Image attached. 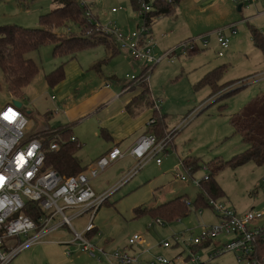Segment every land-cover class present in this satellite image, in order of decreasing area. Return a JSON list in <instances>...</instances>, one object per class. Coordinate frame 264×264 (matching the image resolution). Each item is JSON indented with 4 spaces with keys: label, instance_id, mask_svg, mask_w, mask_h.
Instances as JSON below:
<instances>
[{
    "label": "rangeland",
    "instance_id": "obj_1",
    "mask_svg": "<svg viewBox=\"0 0 264 264\" xmlns=\"http://www.w3.org/2000/svg\"><path fill=\"white\" fill-rule=\"evenodd\" d=\"M188 1L184 0L180 3L185 13L188 12L186 11ZM229 1L230 4L237 2ZM245 1L248 7L258 3L257 13H263L246 21L241 20L240 17L242 15L246 18V15L252 14L251 9L250 13L248 11V14H245L236 12L235 4L229 7L235 15L229 14L231 19L238 21L234 22V32L228 28L229 24L218 26L223 28V33L229 39V48L222 49L221 56H218L217 51L221 49L215 44V35L210 34L204 49L195 53L177 51L165 55L151 70H148L149 93L152 92L151 94L157 99L159 113L164 116L166 132L171 133L177 127L178 129L171 137L168 151L157 155L160 158L159 164L154 158L148 160L134 176L119 185L122 178L135 165V160L132 158H124L91 179L90 186L96 194L110 193L95 210L93 216L92 223L97 228V233L91 240L95 244L104 245L106 248L119 247L126 244L128 236L140 233L144 248L151 247L155 251L154 247L159 243L168 241L172 247L160 249L159 253L172 258L181 252L179 260L188 255L194 260L197 258L194 262L188 260V264H195L198 261L207 264H249L246 260L238 262L231 252L210 258V254L217 248L212 244L214 240L201 248L197 246L191 248L182 241V239L187 241L203 225L211 223L215 218L209 208L195 211L193 202L198 195L199 187L194 184L193 179L200 180L209 173L211 166L216 162L224 163L247 149L248 146L241 136L234 133L230 119L245 113L246 107L250 106L255 98L264 100V46L254 43L251 32L255 29L260 41L264 42V0H260V4L258 0ZM78 2L88 5L90 13L88 19L93 20L94 23L96 21L101 27L114 26L126 32L136 30L143 21V18L137 17L134 7L139 4L138 0H78ZM57 5V3L53 4L52 0H0V26L16 24L30 28L37 27L39 15ZM113 7L117 8V11L112 12ZM253 13L256 14V9ZM150 20L152 56H162L166 50L189 40V38L179 39L186 30L168 26L165 23L169 20L168 16H151ZM101 27L95 23V27L85 26L81 31L75 24L69 22L56 31L64 33L70 30L74 34L83 33L97 41L113 42L112 38L106 39L107 35ZM205 29L207 28H204V31L194 30H200L197 33L201 34H193L190 39L207 33ZM171 39L179 40L167 44ZM195 43L201 44V40L197 38ZM98 46L102 48L99 43ZM88 50L79 54L95 52L90 48ZM119 54L124 57L123 53ZM127 56L124 58L129 63H137H133L136 66L129 64L131 70H126L127 73L122 72L120 76L122 81L127 80L124 73L138 76L146 66L144 60L133 61ZM26 57L33 59L39 67L38 74L26 88L30 100L28 101L27 97L19 99L22 105L20 110L29 117L28 128L34 132L40 128V120L45 122L42 115L47 107L52 113L50 120H46L48 126L54 125L63 114V108L53 105L49 95L38 97L33 102L31 99L39 89H46L44 75L59 65L64 58L54 56L52 44L49 43L28 52ZM216 67L219 68L215 84L213 86L206 83L199 84L205 73ZM215 87L218 88L213 91ZM12 98L7 92L0 70V108L6 103H12ZM27 109H30V114L27 113ZM193 160L198 163L196 170L191 172L187 167H183L182 162ZM204 166L209 167V170H205ZM176 173L186 177V180L182 181L179 177H175ZM262 177H264V163L256 165L252 161H247L237 166L225 164L213 175L222 191V195L216 199L238 213L248 210H260L264 213V193L260 183ZM179 196L189 202L188 215L179 220L165 222L161 226L154 223L148 227L153 217L147 212H136L137 209H148ZM74 211L66 209L64 213L70 216ZM88 219L89 212H86L71 219V225L77 232H81ZM57 220L58 218L55 221ZM256 223L260 222L256 221ZM175 236L181 239L179 245H173L172 240ZM229 237L230 235H222L214 239L224 241ZM73 238L74 233L68 226L60 227L45 236L42 242L22 250L8 264H106L103 260L97 261L96 258L81 251L77 246V240L67 244ZM66 251L72 254L68 256L65 254Z\"/></svg>",
    "mask_w": 264,
    "mask_h": 264
},
{
    "label": "built area",
    "instance_id": "obj_2",
    "mask_svg": "<svg viewBox=\"0 0 264 264\" xmlns=\"http://www.w3.org/2000/svg\"><path fill=\"white\" fill-rule=\"evenodd\" d=\"M136 14L143 18L142 24L136 30L126 32L113 27H101L106 35H110L117 50L127 53L132 60H144L146 66L138 76L126 74L129 84L128 89L139 82H147V72L154 64L165 55L173 54L177 51L187 53L198 50L196 39L201 40V45H207V38L214 34L220 51L229 45V39L223 33V28H217L211 33L199 35L194 39L184 41L174 48L164 52L162 56L154 57L151 55L153 40L150 35V27L146 25V14L153 8L156 0H138ZM171 2V0H160ZM235 1V0H231ZM237 1V0H236ZM254 0H247V2ZM79 3V2H78ZM80 4V3H79ZM81 3L80 5H84ZM112 12L117 8H111ZM87 18L90 16L88 10L85 11ZM91 19V18H90ZM232 32L235 31V24L228 26ZM153 107L158 109V102L152 98ZM11 109L17 115L12 121L3 118V113ZM154 119L149 120L152 124ZM165 133L158 138L154 133H147L140 136L128 150V154L135 160V165L119 182V185L134 176L144 164L154 158L157 164L160 163L158 154L165 152L171 141L173 133ZM70 141H76L71 136ZM56 141L49 143V150H57ZM124 156L118 147H112L106 153L99 156L85 172L74 175H61L53 168H45V154L42 140L35 134L28 133V118L20 110V107L12 103L5 104L0 108V264H8L17 254L33 244L42 242V239L56 229L68 226L74 233V238L67 244L78 241L77 246L81 251L87 253L97 261L103 260L106 264H188V260L194 262L190 255L179 260L181 252L169 258L159 249L171 248L168 241L159 243L153 251L151 247H142L143 238L140 233H133L126 239L124 247L106 248L104 245L95 244L88 233L95 228L93 216L98 206L110 194L108 192L96 194L90 186V180L97 177L107 167L114 164ZM207 170V167L204 166ZM180 180L185 181L186 177L175 174ZM204 175L200 180L206 179ZM200 180L193 179L198 186ZM261 190L264 193V177L260 180ZM34 202L38 206L40 214L36 219L25 213L26 203ZM187 205L189 202H186ZM208 208L213 212L216 222L203 225L200 230L190 238L182 241L186 246H195L199 243L215 240L214 238L222 235H230L228 240L219 244L210 258L231 252L236 260H246L249 264H264V257L261 260L254 256L255 238L264 240L263 212L258 210H248L238 213L221 201L209 200ZM66 209L75 210L70 216L65 215ZM89 212V219L81 232H77L71 225V219L79 217ZM58 218L57 221H55ZM259 221L260 223H256ZM163 225V221L154 218L152 224ZM179 237H173V245L180 244ZM180 247V246H179ZM157 250V251H156ZM66 255H71L66 251ZM195 264H207L198 261Z\"/></svg>",
    "mask_w": 264,
    "mask_h": 264
},
{
    "label": "crops",
    "instance_id": "obj_3",
    "mask_svg": "<svg viewBox=\"0 0 264 264\" xmlns=\"http://www.w3.org/2000/svg\"><path fill=\"white\" fill-rule=\"evenodd\" d=\"M183 1L184 0H179L178 3L173 6L171 13L162 15L169 17V20L165 22L168 26H171L173 29L186 30L179 39L190 38L200 30L204 31V28H207L205 29V31H208L207 33H211V31L213 32L218 26L238 21L237 19H231L229 15H234L233 10L231 11L229 7L235 4H230L229 0H189L187 2L188 8L186 9L188 12L186 13L183 11V6H180V3ZM255 1L257 0H254V2ZM52 2L53 4L56 3L55 0H52ZM257 2H259V4L261 3L260 0ZM257 4L253 7H248L245 0H237L235 11L248 14V11L250 13L251 9L252 14L246 15V18L242 15L240 17L241 20L247 21L263 13H257ZM254 9H256V14L253 13ZM196 29L200 30L194 31ZM179 39H171L167 44H171ZM214 39L216 40V37ZM99 44L102 45V48L94 45L77 52L73 57H59L60 59L64 58V60L60 62V64H63V79L50 87L47 85L44 75L46 89H39L37 93L32 95L31 99L33 102L38 97L49 95L51 98L50 101L54 103L53 105L63 108V114L58 118V121L54 125L48 126L46 120H50L52 113L51 109L47 107L42 115L45 122L40 120L41 126L38 131L44 130L53 133L56 132V130L68 129V132L62 134L61 137L65 139V137L68 136L69 140L71 136L75 137L76 145H78L75 155L81 166L85 167L82 172L87 171L89 166L99 156L106 153L112 147H118L124 152V156L116 162L124 158H132L128 154V150L140 136L152 132L159 135L162 131L159 127H153L149 124V120L153 116L151 105L152 98H154L152 95L153 93H148L146 97L141 98V87L139 85H133L131 88L127 89L126 86L129 84V81H122L120 79L123 71L126 72V70H131L129 64L136 66V64L133 63L137 62H133L132 64L129 63L128 60L124 58L128 54L117 50L115 46L109 48L106 44ZM215 44L218 46L217 41ZM206 46L198 44V51L204 49ZM89 48L95 50V52L91 54H87V52L79 54L83 51H89ZM219 51L220 50L217 52ZM119 53H123L124 57ZM129 58L131 59L130 56ZM140 67L139 65L138 68ZM126 73H124L125 76ZM29 85L23 89L22 94V97H27L28 101L30 99L26 92V88ZM15 99L16 98L13 97L12 102ZM154 99L157 101L156 98ZM27 110V113L30 114V109ZM26 117L29 119L28 116ZM164 129L166 131L165 124ZM38 131L31 132L30 128H28L29 134ZM79 151L80 155H78ZM166 151H168V148ZM216 221V218H214V221L211 223ZM261 221L264 222V216ZM224 241L214 240L212 244L216 247ZM124 246L125 245L119 247Z\"/></svg>",
    "mask_w": 264,
    "mask_h": 264
},
{
    "label": "trees",
    "instance_id": "obj_4",
    "mask_svg": "<svg viewBox=\"0 0 264 264\" xmlns=\"http://www.w3.org/2000/svg\"><path fill=\"white\" fill-rule=\"evenodd\" d=\"M179 0H171V2L156 0L153 3V8L149 11L146 18V25L151 26V16H161L171 13L173 6ZM57 7L39 15V25L34 28L24 27L16 24L0 26V70L3 75V80L6 85L7 92L14 98L20 99L23 94V89L29 85L33 78L38 74L39 67L37 63L26 57V54L34 49H38L44 44H52V54L54 56L73 57L77 52L97 45L98 43L106 44L107 47L113 48L114 42L107 43L108 40H95L93 37L82 34H74L70 30L67 32H57L56 29L61 26H66L67 23L75 24L79 30L83 31L85 26L95 27L93 20H89L85 16L88 5L81 6L78 0H55ZM137 7V5H134ZM252 38L256 45H263L260 41L259 34L252 29ZM106 39H111L107 35ZM116 48V46H115ZM198 50L191 51L195 53ZM219 67L206 73L200 80L199 84H210L213 86L217 79V70ZM64 77L63 64H59L50 72L45 74V81L48 86L52 87L61 81ZM141 87V98H144L149 93L147 82H139ZM133 86V85H132ZM130 86L129 88H131ZM215 87L213 91H216ZM252 103V104H251ZM250 106L246 107L245 113L238 117L234 116L230 119L234 133L241 136L242 140L247 144V149L241 153L233 156L226 162H216L211 166L210 170L207 167L206 179L200 180L198 187L199 192L194 199L193 206L195 211L208 208L209 200H217L216 198L222 195V191L218 183L214 180L213 175L225 164L237 166L247 161H252L256 165L264 163V100L257 98L252 101ZM154 122L150 124L153 127H159L161 133L158 135L152 132L156 137H162L166 131L164 129V116L153 107L151 101ZM66 130H56V132L49 133L48 131H38L33 133L42 140V146L45 154V168H53L61 175H74L84 171L85 167L81 166L75 153L78 145L75 141H70L69 137L62 138V134H66ZM61 138V139H60ZM60 139V140H59ZM56 141L58 144L57 150H49V143ZM183 167H187L189 171H194L198 167L196 160L182 162ZM25 213L31 215L36 219L40 212L38 206L34 202L26 203ZM139 212L149 213L153 219L159 218L165 222L179 220L188 215V207L186 199L182 196L168 200L164 203L154 205L144 210H136ZM97 233L95 227L88 233V238ZM210 241L199 243L195 246L198 248L207 246ZM254 256L261 260L264 257V240L255 238ZM194 246H191L193 248ZM196 247V248H197ZM187 258V257H186Z\"/></svg>",
    "mask_w": 264,
    "mask_h": 264
},
{
    "label": "snow or ice",
    "instance_id": "obj_5",
    "mask_svg": "<svg viewBox=\"0 0 264 264\" xmlns=\"http://www.w3.org/2000/svg\"><path fill=\"white\" fill-rule=\"evenodd\" d=\"M16 113L13 112L11 109H8L6 112L3 113V118L7 121H12L16 117Z\"/></svg>",
    "mask_w": 264,
    "mask_h": 264
},
{
    "label": "water",
    "instance_id": "obj_6",
    "mask_svg": "<svg viewBox=\"0 0 264 264\" xmlns=\"http://www.w3.org/2000/svg\"><path fill=\"white\" fill-rule=\"evenodd\" d=\"M12 104H13L14 106H16V107H21V106H22V105H21V102H20L19 100H17V99L13 100Z\"/></svg>",
    "mask_w": 264,
    "mask_h": 264
}]
</instances>
